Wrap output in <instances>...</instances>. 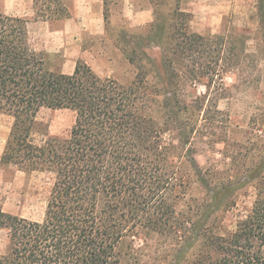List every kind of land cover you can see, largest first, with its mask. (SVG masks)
<instances>
[{
    "label": "trees",
    "instance_id": "1",
    "mask_svg": "<svg viewBox=\"0 0 264 264\" xmlns=\"http://www.w3.org/2000/svg\"><path fill=\"white\" fill-rule=\"evenodd\" d=\"M183 1L167 14L154 8L140 33L145 58L130 56L138 72L129 84L83 60L73 73L52 70L30 20L0 14V112L14 119L1 165L52 180L41 219L0 203L3 264H264V136L251 155L232 150L220 108L245 54L243 34L235 26L194 31ZM33 6L35 20L72 15L69 0ZM153 47L159 59L146 50ZM200 85L204 92H195ZM43 109L74 113L67 137L51 133ZM196 141L225 143L222 157L201 166ZM250 186L255 199L241 211L239 194ZM237 210L234 228L222 231Z\"/></svg>",
    "mask_w": 264,
    "mask_h": 264
},
{
    "label": "rangeland",
    "instance_id": "2",
    "mask_svg": "<svg viewBox=\"0 0 264 264\" xmlns=\"http://www.w3.org/2000/svg\"><path fill=\"white\" fill-rule=\"evenodd\" d=\"M30 7L32 0H25ZM105 0H69L71 17L62 20H35V13L25 16L30 20L31 35L39 50L47 54L52 70L73 73L78 60L87 62L101 76L129 84L138 72L136 64L144 57L146 43L140 33L154 21V8L164 14L176 8V0H110L109 23L104 17ZM161 2V3H160ZM32 4V5H31ZM260 0H185L181 8L192 14L194 31L220 34L236 27L243 34L245 54L235 73L226 78L230 94L220 101V108L230 118L228 142L246 155L255 152L257 135L264 136V11ZM0 0V9L4 7ZM152 57L160 58V49H146ZM145 58V57H144ZM198 86L195 92H204ZM40 119L50 125L54 135L67 137L75 123V115L67 109H43ZM13 117L0 112V203L5 211L41 219L47 207L52 180L47 174H27L16 167L1 165V156L9 136ZM240 144L241 147L239 146ZM196 159L207 167L213 158H221L225 143L214 149L196 141ZM255 199V189L248 187L238 197V208L243 211ZM231 212L222 226L228 232L235 226L237 212ZM140 243V242H139ZM9 250L8 231L0 229V264ZM154 252L156 250H149ZM146 256L145 262L149 261Z\"/></svg>",
    "mask_w": 264,
    "mask_h": 264
},
{
    "label": "crops",
    "instance_id": "3",
    "mask_svg": "<svg viewBox=\"0 0 264 264\" xmlns=\"http://www.w3.org/2000/svg\"><path fill=\"white\" fill-rule=\"evenodd\" d=\"M4 2V7L0 9V14L14 15L25 17L31 14V11L34 12V6H29L26 4L25 0H2ZM33 3V0L32 2ZM32 5V4H31ZM30 28V23H29ZM31 33V29H30Z\"/></svg>",
    "mask_w": 264,
    "mask_h": 264
}]
</instances>
